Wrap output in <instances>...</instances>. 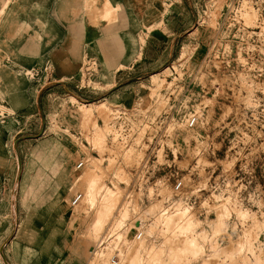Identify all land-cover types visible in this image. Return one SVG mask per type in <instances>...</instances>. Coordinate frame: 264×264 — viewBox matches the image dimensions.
I'll return each instance as SVG.
<instances>
[{
	"label": "rangeland",
	"instance_id": "obj_1",
	"mask_svg": "<svg viewBox=\"0 0 264 264\" xmlns=\"http://www.w3.org/2000/svg\"><path fill=\"white\" fill-rule=\"evenodd\" d=\"M156 2L165 10L151 19ZM85 3L96 27L117 20L122 7L111 0ZM138 3L140 24L125 33L128 62L106 72L97 55L87 53L69 83L44 85L41 79L35 103L19 112L3 106L0 88V107L16 112L0 122L15 116L18 127L9 143L0 141V169L10 157L15 165L13 199L0 204V264L2 258L32 263L27 250L25 262L13 260L9 242L17 218L21 222L28 212L17 209L18 172L24 163L36 164L30 148L37 139H55L63 131L75 149L67 230L70 241L85 243L87 264H111L108 257H93L90 247L113 222L131 242L138 218L145 236L126 246L120 264H264V0ZM108 29L106 53L123 52L115 28ZM116 109L124 111L119 118ZM193 111L197 122L186 126ZM123 122L132 132L126 146L111 138ZM142 128L145 152L124 153ZM21 140L28 142L22 152ZM84 156L89 165L76 183L74 167ZM142 156L152 187H139L131 168ZM177 180L181 184L173 186ZM76 190L86 195L73 207ZM56 254L51 252L54 259Z\"/></svg>",
	"mask_w": 264,
	"mask_h": 264
},
{
	"label": "crops",
	"instance_id": "obj_2",
	"mask_svg": "<svg viewBox=\"0 0 264 264\" xmlns=\"http://www.w3.org/2000/svg\"><path fill=\"white\" fill-rule=\"evenodd\" d=\"M118 1L122 4L119 18L111 23L101 21L96 27L85 0H0V88L6 94L3 106L14 107L16 112L32 107L42 85L30 80L24 71L41 67L47 60L53 66L50 83L59 85L69 83L67 78L79 74L87 53L97 55L106 72L117 62H128L131 48L125 33L140 24L139 3L111 0L114 7ZM152 1L147 0L149 4ZM164 10L156 2L149 10L150 18L160 17ZM110 26L115 28L123 52L106 53ZM117 40H112L116 46ZM16 112H9L8 116ZM15 118L0 122V141L9 143L10 135L18 128ZM66 134L63 131L55 139H37L30 148L36 164L31 167L24 163L19 169L21 181L18 183L17 179L16 196L21 201L16 200L17 209L24 207L28 212L21 222V215L17 218L9 241L13 260L17 262L27 260V250L33 254L31 264H87L85 243L80 238L70 241L67 230L70 213L66 194L73 169L71 154L75 149L72 140L63 136ZM27 144L21 140L18 146L21 152ZM14 170L10 157L8 167L0 169V204L7 205L13 199ZM52 251L57 252V258H53Z\"/></svg>",
	"mask_w": 264,
	"mask_h": 264
},
{
	"label": "built area",
	"instance_id": "obj_3",
	"mask_svg": "<svg viewBox=\"0 0 264 264\" xmlns=\"http://www.w3.org/2000/svg\"><path fill=\"white\" fill-rule=\"evenodd\" d=\"M25 75L29 77L30 80H33L34 82H41V79H43L44 85L47 83H50L52 81V74H53V66L52 63L47 60L43 66L39 68H31L28 70H25ZM124 111H121L120 109H116L114 111L115 115L114 118H119L121 117V113ZM10 115L9 112L6 111V109H3L0 107V119L5 118L6 116ZM198 119V113L196 111L190 112L189 115L187 116L185 123L186 126H193L197 122ZM127 124L125 122L119 124V126L114 128V132L111 134V138L115 140H119L122 144H127V138L132 136V132L126 131L127 130ZM130 128V127H129ZM142 130L143 128L138 132L134 134V139L130 145L124 148V153H127L133 148L136 150L138 153L140 152H145L142 149V145L144 143L142 142ZM141 145V146H139ZM94 147V146H93ZM139 157V156H138ZM95 159H98V157H94ZM144 157H140L139 163H135L134 165L131 166L132 170L135 172H138V175L140 176V179L138 181V186L139 187H152V185H149V176L146 174V169L145 172L144 166L146 165L147 160L142 162ZM90 158L84 156L79 159V161L75 164L74 167V172H75V181L78 183L82 177L84 169L89 165ZM127 167V166H126ZM125 168V167H123ZM119 176V175H117ZM121 180V179H120ZM126 180L121 181L120 184H125ZM181 184V181L177 180L175 182V185L173 186H179ZM103 187V189L100 191H105V186L100 185ZM151 192H153V189L150 188ZM86 195V194H85ZM84 192L80 190H76L73 192L71 198H70V205L73 207L78 206V204L84 199ZM150 196V193H149ZM152 196V195H151ZM91 207V205H90ZM92 208V207H91ZM169 210L167 208L163 209V211L160 213V215L165 214ZM139 219V218H138ZM136 219L135 220V228L136 231L134 232L133 236L131 237L130 241H128V234L122 230L121 227L116 228L115 222L111 224L108 228L106 233L103 235L101 239H99L92 247L90 250V253L92 254L93 257H108V260L111 264H120L121 262V257H122V252L126 249V246L130 243H137L141 241L144 236H145V230L143 227V221L141 219Z\"/></svg>",
	"mask_w": 264,
	"mask_h": 264
},
{
	"label": "bare ground",
	"instance_id": "obj_4",
	"mask_svg": "<svg viewBox=\"0 0 264 264\" xmlns=\"http://www.w3.org/2000/svg\"><path fill=\"white\" fill-rule=\"evenodd\" d=\"M19 166H20V165H19ZM110 196H111V195H110ZM112 196H113V195H112ZM110 199H111V198H110ZM110 199H109V200H110ZM177 211H178V210H177ZM177 211H176V212H177ZM179 211H181V210H179ZM181 212H182V211H181ZM180 214H181V213L179 212L178 215H180ZM176 215H177V214H176ZM181 216H182V215H181ZM182 217H183V216H182ZM171 219H172V218H171ZM171 219H170V220H171ZM175 219H176V218H175ZM0 257H1V256H0ZM2 260L5 261V264H8V261H7L5 258H2Z\"/></svg>",
	"mask_w": 264,
	"mask_h": 264
}]
</instances>
